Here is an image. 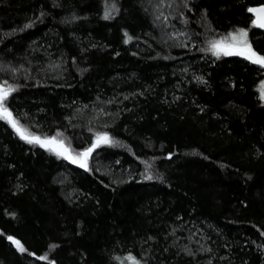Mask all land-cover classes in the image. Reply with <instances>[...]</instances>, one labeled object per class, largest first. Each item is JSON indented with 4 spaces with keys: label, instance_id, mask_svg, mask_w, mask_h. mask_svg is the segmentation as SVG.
<instances>
[{
    "label": "trees",
    "instance_id": "16d2710c",
    "mask_svg": "<svg viewBox=\"0 0 264 264\" xmlns=\"http://www.w3.org/2000/svg\"><path fill=\"white\" fill-rule=\"evenodd\" d=\"M164 1L186 45L146 0H0L13 118L111 140L0 119V264H264V67L212 50L264 55V0Z\"/></svg>",
    "mask_w": 264,
    "mask_h": 264
},
{
    "label": "snow or ice",
    "instance_id": "6c2138e0",
    "mask_svg": "<svg viewBox=\"0 0 264 264\" xmlns=\"http://www.w3.org/2000/svg\"><path fill=\"white\" fill-rule=\"evenodd\" d=\"M248 11L255 14L256 26L264 28V6L258 8H249ZM107 15L108 14L106 13L105 18H107ZM247 36L248 33L246 31L240 30L238 34L231 35V43L226 44L223 41L215 42L212 44V50L217 56H219L221 52L224 55H240L251 61L253 64H258L261 67H264V55H260L252 49L251 44L248 43ZM14 91H16V89L8 85L7 82H5L3 85H0V119L6 120L16 130L22 139L28 141L29 143H37L42 147L56 145L58 149H60V151L57 152L58 155H66V158L72 159L73 163H76L77 160L71 157L70 150L64 147L62 141L58 142L55 137L41 140V138L38 136H32L28 134L27 130L24 129L19 124V122L13 118L12 112L6 107L5 102L9 95ZM110 142L111 140L107 134L98 135L96 138V143L91 148H88L86 151L80 153L79 158L82 161H86L94 148L98 147L101 143ZM81 167H86V164L82 162ZM9 239L20 248V251H25V249L20 245L19 241L13 240L12 237H9ZM128 259L134 261L133 257H128Z\"/></svg>",
    "mask_w": 264,
    "mask_h": 264
},
{
    "label": "rangeland",
    "instance_id": "374dc122",
    "mask_svg": "<svg viewBox=\"0 0 264 264\" xmlns=\"http://www.w3.org/2000/svg\"><path fill=\"white\" fill-rule=\"evenodd\" d=\"M146 3H147V7H149L151 9V12H152V16H153V19L155 21V23L158 25V27H161L160 28V31L164 32V33H167V38L168 39H173V40H177L180 44L182 45H186L187 42H188V39L186 37V34L183 33V32H177V31H174V30H171L170 29V24L168 22V13L167 11L164 9L165 5H166V1L164 0H146ZM263 96H264V88H263ZM40 137V136H38ZM41 140H45V139H51L53 137H40ZM56 140L59 142V141H62L63 144H64V147L65 148H68L70 150V155L72 158L76 159L77 162L76 164L80 165L81 166V163H85L87 164L89 158L91 157L93 151L95 150V148L93 149V151L91 152V154L88 156V158L86 159V161H82L80 158H79V154L86 151L88 148L84 149V150H81V151H74L66 141L64 140H58L56 138ZM45 147H50L56 151H60V149H58V147L56 145H50V146H45ZM92 147V146H91ZM89 147V148H91ZM66 156V155H65ZM68 160L72 161V159H69L67 158ZM85 168V167H83ZM21 245V243H20ZM15 246L20 249L16 244ZM22 246V245H21Z\"/></svg>",
    "mask_w": 264,
    "mask_h": 264
},
{
    "label": "water",
    "instance_id": "95a60500",
    "mask_svg": "<svg viewBox=\"0 0 264 264\" xmlns=\"http://www.w3.org/2000/svg\"><path fill=\"white\" fill-rule=\"evenodd\" d=\"M261 6H264V4H261V5H256V6H252V7H250V8H258V7H261ZM251 13V12H250ZM252 15H253V17H254V24L256 25V16H255V14H253V13H251ZM258 27V26H257ZM258 28H260V27H258ZM260 29H262L263 31H264V28H260Z\"/></svg>",
    "mask_w": 264,
    "mask_h": 264
}]
</instances>
